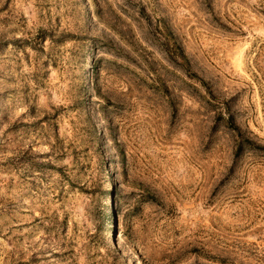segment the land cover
Masks as SVG:
<instances>
[{"label": "rangeland", "instance_id": "obj_1", "mask_svg": "<svg viewBox=\"0 0 264 264\" xmlns=\"http://www.w3.org/2000/svg\"><path fill=\"white\" fill-rule=\"evenodd\" d=\"M92 127L90 264H264V0H0V264L26 159Z\"/></svg>", "mask_w": 264, "mask_h": 264}, {"label": "trees", "instance_id": "obj_2", "mask_svg": "<svg viewBox=\"0 0 264 264\" xmlns=\"http://www.w3.org/2000/svg\"><path fill=\"white\" fill-rule=\"evenodd\" d=\"M84 133H87L92 146L84 150L73 147L69 151L73 155L70 164L55 163L51 159L43 163L33 155L26 159V172L18 176L15 214L18 219V241L23 246L21 255L25 264H40L44 260L45 239L41 234L39 210L42 196L46 205L45 237L50 244V256L58 264H90L94 234L88 231L85 200L92 189L103 194L101 186L108 163L101 159V151L95 143V128ZM60 153L66 155L63 151ZM109 197L114 231L112 192ZM100 231L104 233V228Z\"/></svg>", "mask_w": 264, "mask_h": 264}, {"label": "bare ground", "instance_id": "obj_3", "mask_svg": "<svg viewBox=\"0 0 264 264\" xmlns=\"http://www.w3.org/2000/svg\"><path fill=\"white\" fill-rule=\"evenodd\" d=\"M112 201V200H111ZM112 204V203H111ZM106 235L108 236V238H110V235L112 236V233L108 234V232H106ZM109 241V240H108Z\"/></svg>", "mask_w": 264, "mask_h": 264}]
</instances>
